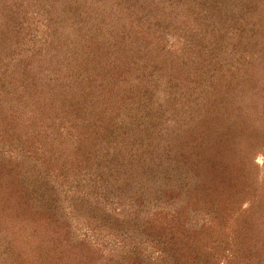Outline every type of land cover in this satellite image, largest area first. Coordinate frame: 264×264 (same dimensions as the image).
Masks as SVG:
<instances>
[{
  "label": "rangeland",
  "instance_id": "374dc122",
  "mask_svg": "<svg viewBox=\"0 0 264 264\" xmlns=\"http://www.w3.org/2000/svg\"><path fill=\"white\" fill-rule=\"evenodd\" d=\"M264 264V0H0V264Z\"/></svg>",
  "mask_w": 264,
  "mask_h": 264
},
{
  "label": "trees",
  "instance_id": "16d2710c",
  "mask_svg": "<svg viewBox=\"0 0 264 264\" xmlns=\"http://www.w3.org/2000/svg\"><path fill=\"white\" fill-rule=\"evenodd\" d=\"M192 264V263H191Z\"/></svg>",
  "mask_w": 264,
  "mask_h": 264
}]
</instances>
